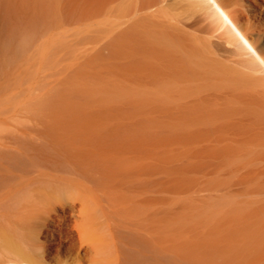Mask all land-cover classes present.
I'll return each instance as SVG.
<instances>
[{
	"label": "bare ground",
	"instance_id": "bare-ground-1",
	"mask_svg": "<svg viewBox=\"0 0 264 264\" xmlns=\"http://www.w3.org/2000/svg\"><path fill=\"white\" fill-rule=\"evenodd\" d=\"M255 12L0 0V264H264Z\"/></svg>",
	"mask_w": 264,
	"mask_h": 264
},
{
	"label": "rangeland",
	"instance_id": "rangeland-1",
	"mask_svg": "<svg viewBox=\"0 0 264 264\" xmlns=\"http://www.w3.org/2000/svg\"><path fill=\"white\" fill-rule=\"evenodd\" d=\"M233 6V5H232ZM242 9L245 11V12H248L247 11V8L244 6H242ZM250 17L251 21L254 22V23H257L259 26L261 27H264V25H261L258 18H257V13H248L246 14ZM209 20V19H208ZM248 20L246 18H244V23H247ZM67 240L66 242H64V247L61 248L60 252H59V256L62 260H66L68 262H71V261H77L79 264H90L89 261H87L84 257H81L80 260H77L79 258H74V256L76 255V248L73 246V242L76 238V232L72 229H68L67 230ZM72 235V236H71ZM74 239V240H73ZM58 240V239H57ZM72 245V247H71ZM50 251L52 252L51 254H49V256H47L45 259H46V262L47 264H57V252L54 248L50 247ZM82 256H83V253H81ZM76 263V262H75Z\"/></svg>",
	"mask_w": 264,
	"mask_h": 264
}]
</instances>
